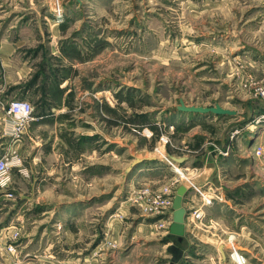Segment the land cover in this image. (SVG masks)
I'll use <instances>...</instances> for the list:
<instances>
[{"label":"rangeland","instance_id":"1","mask_svg":"<svg viewBox=\"0 0 264 264\" xmlns=\"http://www.w3.org/2000/svg\"><path fill=\"white\" fill-rule=\"evenodd\" d=\"M23 2L2 18L27 29L2 48L0 264H264V0Z\"/></svg>","mask_w":264,"mask_h":264},{"label":"water","instance_id":"2","mask_svg":"<svg viewBox=\"0 0 264 264\" xmlns=\"http://www.w3.org/2000/svg\"><path fill=\"white\" fill-rule=\"evenodd\" d=\"M180 105L177 107V110L184 113H193V114H203L208 115L211 114L213 116H233L234 113L231 111H227L222 109L219 105H215L211 108H202V107H187L183 104L182 101L179 102ZM171 161L182 164L185 159H177L174 157L170 158ZM141 162V160L136 159L132 166L135 164ZM187 192V189L185 186H180L176 189L173 202H172V219H171V225L169 227V232L171 235L176 236L178 241H181L182 236L185 234V217H186V211L183 208V198ZM223 246H219V250H222ZM171 254H172V262L171 264H174L179 256L180 253L177 251V249L171 248Z\"/></svg>","mask_w":264,"mask_h":264},{"label":"crops","instance_id":"3","mask_svg":"<svg viewBox=\"0 0 264 264\" xmlns=\"http://www.w3.org/2000/svg\"><path fill=\"white\" fill-rule=\"evenodd\" d=\"M22 3H24L23 0H0V69L3 71L7 67V59L1 60L2 48L6 46L5 44H7L6 43L7 42L6 33H10V32L18 33V32H21L23 30H26L27 28H26L25 24H22L20 26H15V25L9 26V25L3 23L4 21H2V18H4V17L7 18L8 15L12 12L11 14H14L13 20L14 19H21L22 15H18L19 12L17 13L15 11L16 9L14 7L20 6ZM17 69H18V72L16 73V75H17V78H20V81H21V79L24 77V74L27 72V69H26L25 65L24 66L21 65V67L18 66ZM4 78L6 81V75L4 76ZM1 97H3L2 89H0V100L2 99ZM3 113L4 112L0 106V157L5 154V149H6L7 140H8V137H7L8 136L7 135V133H8L7 126L8 125H7V120L5 119ZM33 125H35V124H33ZM16 178L26 179L22 175L17 176L15 174V175H13V178H12L13 182H14V180H16Z\"/></svg>","mask_w":264,"mask_h":264},{"label":"built area","instance_id":"4","mask_svg":"<svg viewBox=\"0 0 264 264\" xmlns=\"http://www.w3.org/2000/svg\"><path fill=\"white\" fill-rule=\"evenodd\" d=\"M260 95L262 98H264V91L262 93H260ZM11 109H12V111L15 110L16 115H18V112L24 113V114H21L18 116L19 120L16 124H19L21 126V124H23L24 122H26L28 120V113H27L28 108L26 107V105H22V104L20 105L19 104L16 109L15 108L13 109V107H11ZM13 160H14V158L9 157V156H5L0 160V186H4L7 183L8 177H9V174H10V171L12 168L11 162H13ZM204 201H205V203L209 202L205 199H204Z\"/></svg>","mask_w":264,"mask_h":264},{"label":"bare ground","instance_id":"5","mask_svg":"<svg viewBox=\"0 0 264 264\" xmlns=\"http://www.w3.org/2000/svg\"><path fill=\"white\" fill-rule=\"evenodd\" d=\"M100 94V93H99ZM101 95L102 96H108L109 95V92H106V91H104V92H101ZM100 95V96H101ZM18 106H13V109L15 108H17ZM159 154H160V156L163 154L162 152H159ZM166 158V157H165ZM166 161L169 163V165H170V167L172 168V169H176L177 171H181L182 169L181 168H178V166L175 164V163H173V162H170L168 159H166ZM186 187V186H185ZM200 214H202L201 212H200ZM199 214V215H200ZM192 221H193V217H192ZM168 230V229H167ZM223 246V248H222V250H219V252L222 254L223 253V251H225L226 249H227V247L228 246H225L224 244H220V246ZM170 246V245H169ZM231 246V245H230ZM231 254H230V258L231 259H234V260H239L240 262H241V264H243L242 263V257L240 256V254L237 252V250H235V248H234V246H233V251L232 252H230Z\"/></svg>","mask_w":264,"mask_h":264}]
</instances>
